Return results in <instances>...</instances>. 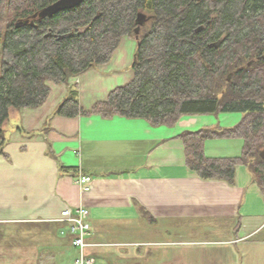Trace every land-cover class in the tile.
<instances>
[{"label":"crops","instance_id":"0c3cea01","mask_svg":"<svg viewBox=\"0 0 264 264\" xmlns=\"http://www.w3.org/2000/svg\"><path fill=\"white\" fill-rule=\"evenodd\" d=\"M132 53L124 48L70 79L84 109L133 80ZM49 85L43 106L11 111L4 126L0 264H76V235L61 214L80 206L91 212L86 252L96 264H264V195L253 174L243 166L233 184L205 180L189 167L181 138L236 123L62 117L55 112L70 86ZM81 176L94 178L90 192L79 186Z\"/></svg>","mask_w":264,"mask_h":264},{"label":"trees","instance_id":"16d2710c","mask_svg":"<svg viewBox=\"0 0 264 264\" xmlns=\"http://www.w3.org/2000/svg\"><path fill=\"white\" fill-rule=\"evenodd\" d=\"M57 1L0 0V155L11 111L43 106L50 83L69 85L108 64L131 38L137 40L133 80L91 110L69 85L55 115L174 127L183 117L240 114L233 126L181 134L188 165L205 180L231 184L238 167H247L264 195V0H86L36 18ZM211 139H241L243 152L208 157Z\"/></svg>","mask_w":264,"mask_h":264},{"label":"built area","instance_id":"2783aa9c","mask_svg":"<svg viewBox=\"0 0 264 264\" xmlns=\"http://www.w3.org/2000/svg\"><path fill=\"white\" fill-rule=\"evenodd\" d=\"M93 182L94 178L81 176L78 184L83 192L87 193L91 191ZM90 216L91 212L87 206H80L77 210L69 208L61 214V221L69 224L73 233L76 235L74 246L80 250V258L76 261V264H96L95 259L86 252L89 247L87 237L91 233V225L88 222Z\"/></svg>","mask_w":264,"mask_h":264},{"label":"rangeland","instance_id":"374dc122","mask_svg":"<svg viewBox=\"0 0 264 264\" xmlns=\"http://www.w3.org/2000/svg\"><path fill=\"white\" fill-rule=\"evenodd\" d=\"M125 44V46L123 45ZM123 47L120 48L118 52H116V56L118 57L123 49H126V52L133 51L132 53V65L135 59V54L137 51V40L131 38H124ZM242 118L240 114H221L219 117L215 116H207V119L215 122V124H219L222 126L232 125L237 123ZM223 119L225 121H223ZM211 128V126H209ZM207 128V127H205ZM244 142L241 139H213L208 142L207 148L205 146V151L209 153V155H214L218 157H235L240 156L243 152ZM207 149V150H206Z\"/></svg>","mask_w":264,"mask_h":264},{"label":"water","instance_id":"95a60500","mask_svg":"<svg viewBox=\"0 0 264 264\" xmlns=\"http://www.w3.org/2000/svg\"><path fill=\"white\" fill-rule=\"evenodd\" d=\"M86 0H58L54 4L48 6L47 8L43 9L36 18H44V17H52L60 12L71 10L80 7ZM142 22V20H141ZM203 28H200L198 32L202 31ZM221 41L211 44V47H219ZM228 80L230 81L231 78L229 77ZM261 158L264 160V151L260 154Z\"/></svg>","mask_w":264,"mask_h":264}]
</instances>
